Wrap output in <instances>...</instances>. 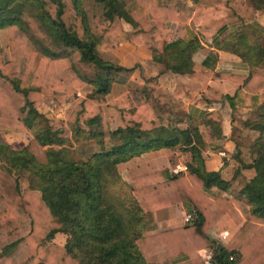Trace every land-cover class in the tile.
<instances>
[{
  "label": "trees",
  "instance_id": "obj_1",
  "mask_svg": "<svg viewBox=\"0 0 264 264\" xmlns=\"http://www.w3.org/2000/svg\"><path fill=\"white\" fill-rule=\"evenodd\" d=\"M191 1L197 16L208 13L209 21L198 27L205 35L225 22L242 24L221 47L250 71L240 78L244 90L227 100L232 108L247 98L258 103L264 46L247 25L264 0ZM172 21L179 39L164 48L163 61L175 73H192L189 83L167 94L150 77L140 105L124 108L127 94L107 101L112 84L127 83L136 66H119L100 54L120 41L141 45V34L160 39ZM188 21L183 5L161 0H0V29L11 51L4 61L0 47V134L33 132L20 150L0 139V264H169L181 256L205 264L198 253L204 248L213 249L211 264H264V104L257 120L245 122L258 133L251 144L256 174L232 196L230 182L205 169L199 129L179 114L178 95L224 77L191 62L198 44ZM123 22L136 30H125ZM85 85L92 87L90 95L77 96ZM68 95L75 98L63 118L39 112L48 100L60 109ZM71 139L97 140L100 149L73 158ZM176 146L190 153L187 173L155 170L129 182L121 178L117 163ZM176 204L194 216L191 223L142 234L145 214ZM235 227L226 244L209 235L213 228ZM58 232L67 234L64 245L52 242Z\"/></svg>",
  "mask_w": 264,
  "mask_h": 264
},
{
  "label": "crops",
  "instance_id": "obj_2",
  "mask_svg": "<svg viewBox=\"0 0 264 264\" xmlns=\"http://www.w3.org/2000/svg\"><path fill=\"white\" fill-rule=\"evenodd\" d=\"M184 2L189 6L184 10L189 16L190 28L196 32L195 41L198 44L190 55L191 62L193 64L202 62L207 68L212 69L214 74L224 75V77H210L202 90H187L178 95L179 114L185 119L187 126L199 129L204 143L201 155L206 171L219 172L222 179L230 182L228 193L234 196L256 174L255 169L251 167L255 154L247 135L252 136L250 141L253 142L257 137V132L247 128L245 122L258 119V110L264 104V90L260 93L261 100L256 104L247 98L245 105L234 108L230 106L227 97L233 96L238 90H244L240 78L248 76L250 66L237 54L222 48L221 45L242 24L239 21L225 22L219 24L217 30L211 35H205L199 32L198 27L207 22L208 13L197 16L195 4L191 0H184ZM247 26L260 38V43L263 42L264 46V10H256L254 20ZM123 27L129 32L136 30L126 22H123ZM141 37L143 39L141 45L135 46L129 42L120 41L114 48L100 54L104 60L116 65L127 68L136 66L129 81L125 84L114 82L105 97L107 101H110L127 94L129 102L124 108H132L144 102L145 80L150 77L157 79L163 92L173 94L178 84L187 85L192 76V73H175L167 69L163 61L164 48L179 39L176 22L172 21L168 24L166 34L160 39L153 40L146 34H141ZM225 76L234 77L236 80ZM84 87L91 86L85 85ZM113 128L114 126L111 125V129ZM190 162V153L176 146L149 151L129 158L117 163V169L121 178L129 182L130 178L135 175L155 170H168L174 174L187 173V165ZM171 211H177L176 215H172ZM187 213L183 204L155 209L147 213L152 215L153 221L148 224L142 234H152L163 229L185 225L187 223L184 218ZM236 230L237 227L226 228L222 231L213 228L209 235L220 243L226 244ZM221 233L226 234L225 240L220 239ZM63 235L65 238L62 243L55 242V237ZM66 239L67 234L58 232L54 235L52 242L64 245ZM198 253L201 258L204 257L202 253H205L206 257L212 256L213 249L204 248ZM8 255L12 256L11 253ZM190 263L187 257L181 256L173 259L169 264Z\"/></svg>",
  "mask_w": 264,
  "mask_h": 264
},
{
  "label": "rangeland",
  "instance_id": "obj_3",
  "mask_svg": "<svg viewBox=\"0 0 264 264\" xmlns=\"http://www.w3.org/2000/svg\"><path fill=\"white\" fill-rule=\"evenodd\" d=\"M163 3H166L168 5L172 6H177L179 3L180 5H183L184 8H189V6L184 2V0H161ZM179 2V3H178ZM178 3V4H177ZM264 10V7L262 8ZM0 47H1V56L4 61L10 60L11 59V51H10V46H9V41L7 37V33L5 29L0 30ZM36 60L33 64V68L35 67ZM92 91V87H84L82 86L79 88L77 96L79 97H87V94ZM74 96L73 95H68L66 99L62 102L59 103L60 109L56 110V102L54 100H48L44 104H42L39 107V112L48 119H53V118H63L64 117V112L66 109L69 108L71 103L74 101ZM39 126L44 127L45 123L42 119L39 120ZM258 133H256L257 136ZM33 138V132L32 131H27V132H5L0 134V139L8 144V146L13 149V150H20L24 148L30 140ZM247 138L249 139V142L252 143L251 138L252 136L249 137L247 135ZM113 142V141H112ZM250 143V144H251ZM68 148L70 150V154L73 158H81V157H86L90 155L92 152L97 151L100 149V144L97 140L89 141V140H75L71 139V143L68 144ZM165 173L168 172V170H164ZM118 190V189H116ZM115 190V191H116ZM124 191H126L124 189ZM117 193L121 194V191H117ZM172 215H176L177 211H171ZM152 215L151 214H145V224L148 227V224H150L151 221H153ZM144 231V230H143ZM142 231V232H143ZM55 242L57 243H62L65 236L63 235L55 237ZM204 258L206 257L205 253H202ZM211 256V255H210Z\"/></svg>",
  "mask_w": 264,
  "mask_h": 264
},
{
  "label": "built area",
  "instance_id": "obj_4",
  "mask_svg": "<svg viewBox=\"0 0 264 264\" xmlns=\"http://www.w3.org/2000/svg\"><path fill=\"white\" fill-rule=\"evenodd\" d=\"M193 219H194V216L191 213H187L185 215V218H184V220H185V222L187 224L191 223L193 221ZM220 239L221 240H225L226 239V234L225 233H221ZM202 259H203L205 264H211V256H208L207 258L202 257ZM230 259L232 260V259H234V257L231 256Z\"/></svg>",
  "mask_w": 264,
  "mask_h": 264
}]
</instances>
